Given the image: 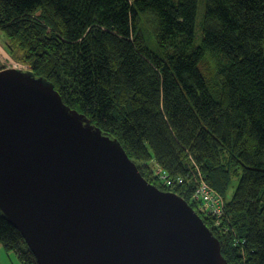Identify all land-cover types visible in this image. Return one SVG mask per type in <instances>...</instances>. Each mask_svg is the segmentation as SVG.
<instances>
[{"label":"trees","instance_id":"1","mask_svg":"<svg viewBox=\"0 0 264 264\" xmlns=\"http://www.w3.org/2000/svg\"><path fill=\"white\" fill-rule=\"evenodd\" d=\"M2 42L185 199L229 264H264V0H0ZM201 180L226 202L219 228L192 200ZM0 244L38 264L1 214Z\"/></svg>","mask_w":264,"mask_h":264},{"label":"water","instance_id":"2","mask_svg":"<svg viewBox=\"0 0 264 264\" xmlns=\"http://www.w3.org/2000/svg\"><path fill=\"white\" fill-rule=\"evenodd\" d=\"M0 214L38 264H229L193 207L30 72H0Z\"/></svg>","mask_w":264,"mask_h":264},{"label":"rangeland","instance_id":"3","mask_svg":"<svg viewBox=\"0 0 264 264\" xmlns=\"http://www.w3.org/2000/svg\"><path fill=\"white\" fill-rule=\"evenodd\" d=\"M204 12H205V3L200 1L199 12H198V22H202ZM197 29H198V33H199L200 32V24L198 25ZM201 40L197 34L196 46L199 45ZM4 44H5L4 42L0 43V72L5 71V70H12V69L22 71V72H32V67L28 63L21 61V60H18L15 57H13L12 55H8L3 48ZM1 51L3 53H5L6 58L2 57ZM240 177L241 176H239L233 182L232 187H231V189L227 195L228 200L232 199V197L236 191V188L239 184ZM166 178L169 179L168 176H166ZM194 197H195V191H194ZM223 203H224L223 217H225V215H226V202H225V200H223ZM206 208H209V206L203 202H200V209L203 211H206L207 210ZM208 214H210V212H208ZM219 220L222 221L221 218ZM0 264H23V263L20 261L17 252L9 251L2 244H0Z\"/></svg>","mask_w":264,"mask_h":264},{"label":"built area","instance_id":"4","mask_svg":"<svg viewBox=\"0 0 264 264\" xmlns=\"http://www.w3.org/2000/svg\"><path fill=\"white\" fill-rule=\"evenodd\" d=\"M164 182H166L168 185H170L169 179L164 177ZM179 183H183V180L179 178ZM193 202H196L200 206V202L205 203L209 206V208H206V211H203L200 209L201 212H204L203 214L207 217H212L214 219L213 225L215 228H219L221 226V223L223 221V214H224V203L223 198L220 194H218L213 188H211L206 182L200 181V183L196 186L195 189V197L193 195L192 198ZM210 212V214H208ZM222 219L220 221L219 219Z\"/></svg>","mask_w":264,"mask_h":264},{"label":"bare ground","instance_id":"5","mask_svg":"<svg viewBox=\"0 0 264 264\" xmlns=\"http://www.w3.org/2000/svg\"><path fill=\"white\" fill-rule=\"evenodd\" d=\"M4 47V50L6 51V53L8 54V55H12L13 56V54H11V52H10V49H9V42H7L6 44H4L3 45ZM1 54H2V57H5V53H3L2 51H1ZM14 57V56H13ZM6 58V57H5ZM37 78H41V77H37ZM41 79H43V80H45L47 83H49V84H51L52 86H53V88L55 89V86L53 85V83L52 82H50L49 80H47V79H45V78H41ZM55 91H57L56 89H55ZM58 92V91H57ZM154 175H155V177H157L159 180H160V182L164 179V177H166V176H168L169 177V182H170V185L169 186H172V185H176V181L174 182V181H172L173 179L172 178H177V176L176 177H174V176H171V175H169L168 173H166L164 170H163V168H161V166H158V168L156 169V170H154ZM182 178V177H181ZM172 179V180H171ZM151 184V183H150ZM151 185H153V184H151ZM154 186V185H153ZM156 187V186H155ZM158 188V187H157Z\"/></svg>","mask_w":264,"mask_h":264}]
</instances>
